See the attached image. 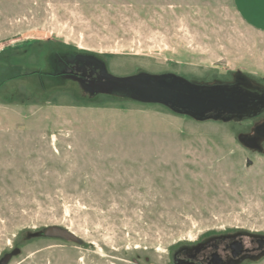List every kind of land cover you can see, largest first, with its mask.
Segmentation results:
<instances>
[{
    "label": "rangeland",
    "instance_id": "rangeland-1",
    "mask_svg": "<svg viewBox=\"0 0 264 264\" xmlns=\"http://www.w3.org/2000/svg\"><path fill=\"white\" fill-rule=\"evenodd\" d=\"M0 49V261L177 264L264 237V112L199 117L60 74L82 55L116 78L264 92V0H0Z\"/></svg>",
    "mask_w": 264,
    "mask_h": 264
},
{
    "label": "water",
    "instance_id": "water-1",
    "mask_svg": "<svg viewBox=\"0 0 264 264\" xmlns=\"http://www.w3.org/2000/svg\"><path fill=\"white\" fill-rule=\"evenodd\" d=\"M95 90V91H94ZM123 91L146 102H163L180 111H191L194 115L203 117L217 110L228 114L239 113V110L259 104L254 103L255 97L242 93L235 87H220L214 89H199L186 83L174 80L165 81L150 78H116L99 72L97 81L91 86V92ZM257 98V97H256ZM41 235L45 238H55L74 244L81 240L71 232L53 226L43 229ZM12 254L5 255L0 264H7Z\"/></svg>",
    "mask_w": 264,
    "mask_h": 264
},
{
    "label": "flooded vegetation",
    "instance_id": "flooded-vegetation-1",
    "mask_svg": "<svg viewBox=\"0 0 264 264\" xmlns=\"http://www.w3.org/2000/svg\"><path fill=\"white\" fill-rule=\"evenodd\" d=\"M60 63L62 67L60 74L64 78L82 84L85 89L90 90L93 83L97 81L98 65L89 57L74 55L60 60ZM235 88L255 97L254 105L257 102L260 103L253 108L251 106L244 107L239 110V113L228 114L220 110L214 113L241 118L264 112V92ZM188 112L194 114L191 111ZM258 133L264 136V126L258 129ZM262 254H264V237L237 233L210 238L193 248L181 250L178 253L181 255V259L177 260V264H242L245 261L256 259Z\"/></svg>",
    "mask_w": 264,
    "mask_h": 264
},
{
    "label": "crops",
    "instance_id": "crops-1",
    "mask_svg": "<svg viewBox=\"0 0 264 264\" xmlns=\"http://www.w3.org/2000/svg\"><path fill=\"white\" fill-rule=\"evenodd\" d=\"M248 2V8L250 9L252 7V0H246ZM240 8L242 9L241 7V4H240Z\"/></svg>",
    "mask_w": 264,
    "mask_h": 264
},
{
    "label": "trees",
    "instance_id": "trees-1",
    "mask_svg": "<svg viewBox=\"0 0 264 264\" xmlns=\"http://www.w3.org/2000/svg\"><path fill=\"white\" fill-rule=\"evenodd\" d=\"M73 56H74V55H73ZM81 56H82V55H81ZM66 58H67V57H65V59H66ZM65 59H64V60H65Z\"/></svg>",
    "mask_w": 264,
    "mask_h": 264
},
{
    "label": "built area",
    "instance_id": "built-area-1",
    "mask_svg": "<svg viewBox=\"0 0 264 264\" xmlns=\"http://www.w3.org/2000/svg\"><path fill=\"white\" fill-rule=\"evenodd\" d=\"M0 51H1V49H0Z\"/></svg>",
    "mask_w": 264,
    "mask_h": 264
}]
</instances>
